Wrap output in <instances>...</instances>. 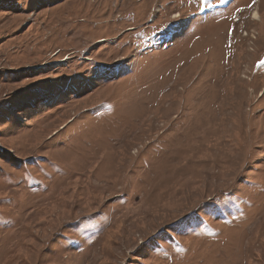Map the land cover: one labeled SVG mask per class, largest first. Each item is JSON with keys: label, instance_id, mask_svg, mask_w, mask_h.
<instances>
[{"label": "rangeland", "instance_id": "374dc122", "mask_svg": "<svg viewBox=\"0 0 264 264\" xmlns=\"http://www.w3.org/2000/svg\"><path fill=\"white\" fill-rule=\"evenodd\" d=\"M208 2L0 0V264H264V0Z\"/></svg>", "mask_w": 264, "mask_h": 264}, {"label": "snow or ice", "instance_id": "6c2138e0", "mask_svg": "<svg viewBox=\"0 0 264 264\" xmlns=\"http://www.w3.org/2000/svg\"><path fill=\"white\" fill-rule=\"evenodd\" d=\"M228 0H220L221 4H225L227 3ZM205 7H212V5L208 2V0H201V7H200V11L203 12ZM261 64H264V61L260 62Z\"/></svg>", "mask_w": 264, "mask_h": 264}, {"label": "bare ground", "instance_id": "6f19581e", "mask_svg": "<svg viewBox=\"0 0 264 264\" xmlns=\"http://www.w3.org/2000/svg\"><path fill=\"white\" fill-rule=\"evenodd\" d=\"M256 18H258V13L257 12H254V19H256ZM100 40H102V39H100Z\"/></svg>", "mask_w": 264, "mask_h": 264}]
</instances>
